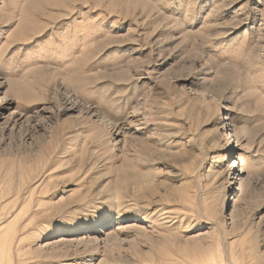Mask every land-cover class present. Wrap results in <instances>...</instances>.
<instances>
[{
	"label": "rangeland",
	"instance_id": "1",
	"mask_svg": "<svg viewBox=\"0 0 264 264\" xmlns=\"http://www.w3.org/2000/svg\"><path fill=\"white\" fill-rule=\"evenodd\" d=\"M0 264H264V0H0Z\"/></svg>",
	"mask_w": 264,
	"mask_h": 264
},
{
	"label": "bare ground",
	"instance_id": "2",
	"mask_svg": "<svg viewBox=\"0 0 264 264\" xmlns=\"http://www.w3.org/2000/svg\"><path fill=\"white\" fill-rule=\"evenodd\" d=\"M219 110V109H218ZM223 111V110H222ZM222 115V116H221ZM220 116H221V118L219 119V121H217V123L219 124V125H221V129L222 128H226V127H228L229 128V130H232L231 129V125H230V123L229 124H227L226 122H225V120H228V118L226 117V118H224V116H223V114L221 113L220 114ZM105 119V118H104ZM232 124V123H231ZM228 130V129H227ZM231 132V131H230ZM230 132H228L227 131V135H224L222 138L225 140V142L223 141H220V143H219V150H220V152L221 153H223V154H225L224 156H226V157H228V156H231L232 155V151H233V149H234V142L235 141H233L232 140V137H233V134H231ZM232 135V136H231ZM228 137H229V139H228ZM226 139H227V142H226ZM222 155V154H221ZM238 161V160H237ZM237 161L234 159V162L233 163H230L229 165H228V168L231 170V171H233V172H236V179L235 180H239V181H241L242 180V178H241V174H242V172H241V169H240V164H237ZM238 181V182H239ZM236 182V181H235ZM236 184V183H235ZM110 230H112V229H110ZM110 235V234H109Z\"/></svg>",
	"mask_w": 264,
	"mask_h": 264
}]
</instances>
